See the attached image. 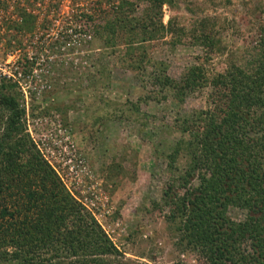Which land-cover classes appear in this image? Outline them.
I'll return each instance as SVG.
<instances>
[{
    "label": "rangeland",
    "instance_id": "obj_1",
    "mask_svg": "<svg viewBox=\"0 0 264 264\" xmlns=\"http://www.w3.org/2000/svg\"><path fill=\"white\" fill-rule=\"evenodd\" d=\"M164 2L0 0L2 92L24 109L22 138L116 248L112 264H203L179 242L163 192L189 164L181 124L210 109L212 87L178 99L155 75L243 64L264 27V0ZM109 25L113 35L92 34ZM204 33L220 46H203Z\"/></svg>",
    "mask_w": 264,
    "mask_h": 264
},
{
    "label": "trees",
    "instance_id": "obj_2",
    "mask_svg": "<svg viewBox=\"0 0 264 264\" xmlns=\"http://www.w3.org/2000/svg\"><path fill=\"white\" fill-rule=\"evenodd\" d=\"M146 1L158 8L165 3ZM111 26H98L92 34L113 35ZM199 42L210 51L220 46L208 33ZM250 52L243 64L232 63L211 78L202 67L177 81L155 75L178 99L212 87L210 109L181 124L191 138L189 164L173 178L177 185L171 182L163 192L165 204L173 205L179 242L203 264H264V27ZM6 86L1 81L0 263L112 264L117 250L97 221L22 138L25 112L2 92ZM231 206L246 211L243 221L227 219Z\"/></svg>",
    "mask_w": 264,
    "mask_h": 264
}]
</instances>
